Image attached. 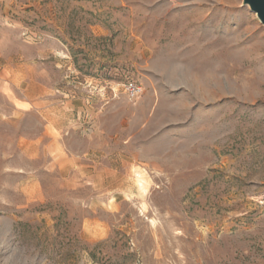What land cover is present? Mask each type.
<instances>
[{
    "label": "rangeland",
    "instance_id": "1",
    "mask_svg": "<svg viewBox=\"0 0 264 264\" xmlns=\"http://www.w3.org/2000/svg\"><path fill=\"white\" fill-rule=\"evenodd\" d=\"M0 264H264L242 0H0Z\"/></svg>",
    "mask_w": 264,
    "mask_h": 264
},
{
    "label": "water",
    "instance_id": "2",
    "mask_svg": "<svg viewBox=\"0 0 264 264\" xmlns=\"http://www.w3.org/2000/svg\"><path fill=\"white\" fill-rule=\"evenodd\" d=\"M242 4L248 6L264 26V0H242Z\"/></svg>",
    "mask_w": 264,
    "mask_h": 264
},
{
    "label": "built area",
    "instance_id": "3",
    "mask_svg": "<svg viewBox=\"0 0 264 264\" xmlns=\"http://www.w3.org/2000/svg\"><path fill=\"white\" fill-rule=\"evenodd\" d=\"M124 90L130 99L137 97L142 91L141 87L134 82L125 83Z\"/></svg>",
    "mask_w": 264,
    "mask_h": 264
}]
</instances>
